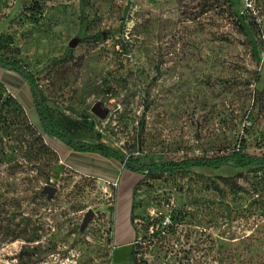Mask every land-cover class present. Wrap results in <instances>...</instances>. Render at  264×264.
Masks as SVG:
<instances>
[{
    "label": "rangeland",
    "instance_id": "1",
    "mask_svg": "<svg viewBox=\"0 0 264 264\" xmlns=\"http://www.w3.org/2000/svg\"><path fill=\"white\" fill-rule=\"evenodd\" d=\"M240 5L233 15L226 0H0V55L35 74L58 128L75 139L143 163L225 154L245 139L262 154L264 0ZM14 77L0 69L19 96ZM98 101L105 119L92 112ZM29 118L34 105L0 102V264H135L132 250L148 264H264L261 171L146 179L134 194V244L129 203L120 210L140 173L99 157L81 164Z\"/></svg>",
    "mask_w": 264,
    "mask_h": 264
},
{
    "label": "trees",
    "instance_id": "2",
    "mask_svg": "<svg viewBox=\"0 0 264 264\" xmlns=\"http://www.w3.org/2000/svg\"><path fill=\"white\" fill-rule=\"evenodd\" d=\"M242 0H226V2L231 6V14L238 15L239 10L241 7ZM253 30H258L257 21H253L252 25L250 26ZM96 37L100 40L103 39V34H98ZM0 69L6 72H10L14 74V83L22 89L19 91V96H15L10 90L7 84L0 79V87L4 89L6 92L9 91L8 98L3 101V95H0V102L9 103L11 101H15L19 108L26 110L27 106H35V112L37 119L36 121H32L31 118L30 122L35 127L36 131L43 137L47 138L52 145L58 147V145H63L66 147H61L60 151L65 154L69 155L72 154V157L76 159L83 160L84 165L94 166V162H97V157L101 161L100 164H104V162H116L122 164L123 168L129 170L130 172L140 173L142 176L141 179L136 182V184L132 188V194L129 196L128 199L123 203L121 202V213L126 212L125 208L126 203L131 207L130 211V222L135 230V240L134 244L137 241V234L138 231L134 225V194H136L137 190L139 189L140 183H148L145 180L150 179L156 176L164 175V174H173L177 171H188L195 167H208L211 169H220L226 165H232L239 169H248L254 168L256 171H261L262 175L261 178L264 182V153L256 154L247 151V141L246 139L241 142L239 148L234 149L230 152L225 154H218V155H211V156H199V157H188L185 156L180 160H171L165 161L162 163H143L140 158L134 157L133 155L125 156L118 150L100 142H87L83 140H78L70 135L66 134L58 128V124L54 118V116L49 112L47 107V98L39 86L38 79L36 78L35 74L30 71L25 65H23L19 60L6 57L0 55ZM24 90V91H23ZM21 92V93H20ZM27 93L30 94L27 97ZM25 96V98H24ZM30 100V101H29ZM257 107L260 106L261 101L260 98H256L254 100ZM45 138V139H46ZM57 140V141H56ZM144 121L140 123L137 135V146L138 150L141 149V146L144 144ZM57 149V148H56ZM68 149V150H67ZM58 150V149H57ZM70 150V151H69ZM59 151V152H60ZM95 156V157H91ZM77 160V159H76ZM78 160V162H81ZM95 160V161H94ZM110 164L108 163V166ZM232 191L233 193L237 194L238 191L235 189V185L232 182ZM212 188L218 191L223 197L226 196L224 190L217 184L212 185ZM128 201V202H127ZM124 226L127 225L125 220ZM133 261L135 264H148L147 261H139L136 257L135 252L132 250L131 252Z\"/></svg>",
    "mask_w": 264,
    "mask_h": 264
},
{
    "label": "water",
    "instance_id": "3",
    "mask_svg": "<svg viewBox=\"0 0 264 264\" xmlns=\"http://www.w3.org/2000/svg\"><path fill=\"white\" fill-rule=\"evenodd\" d=\"M77 39H73L69 46L71 48L76 47L77 45ZM92 112L97 115L98 117L105 119L107 117V115L109 114V108L107 107H102V103L100 101L96 102L95 105L92 107ZM235 185V184H234ZM45 192H48L49 194H54L56 192V188L52 187L51 185H48L45 189ZM94 213L92 210H90L85 218V223L87 224L89 222L90 219H92Z\"/></svg>",
    "mask_w": 264,
    "mask_h": 264
}]
</instances>
